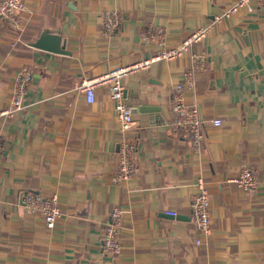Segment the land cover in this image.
Here are the masks:
<instances>
[{
	"label": "crops",
	"instance_id": "obj_1",
	"mask_svg": "<svg viewBox=\"0 0 264 264\" xmlns=\"http://www.w3.org/2000/svg\"><path fill=\"white\" fill-rule=\"evenodd\" d=\"M19 35L0 18V112L8 107L15 71L28 65L25 108L0 114V264H261L264 256V6L250 0L223 16L234 0H23ZM119 24L104 30V15ZM207 33L190 51L159 60L123 78L135 124L136 171L114 181L119 119L105 85L87 102L85 78L148 57L199 27ZM56 35L60 50L37 46ZM205 56L194 85L205 137L194 149L166 119L175 85ZM221 119L219 126L211 118ZM255 171L246 192L232 181ZM204 187L210 230L201 233L191 202ZM56 193L61 215L47 228L26 213L27 190ZM123 209L121 251L106 254L100 233L108 212ZM176 211V215L166 214ZM200 238L196 243L195 239Z\"/></svg>",
	"mask_w": 264,
	"mask_h": 264
},
{
	"label": "built area",
	"instance_id": "obj_2",
	"mask_svg": "<svg viewBox=\"0 0 264 264\" xmlns=\"http://www.w3.org/2000/svg\"><path fill=\"white\" fill-rule=\"evenodd\" d=\"M249 1L234 0L222 12V15L229 16L242 8L247 11L252 10L253 6L249 5ZM257 4L264 6V0H257ZM24 11L25 3L23 0H0V18L6 20L10 28L17 32V35L22 31V13ZM118 24L119 16L116 12L111 11L104 15L105 31L113 32ZM207 29V26H201L188 34L179 43L166 46L164 31L161 28H156L149 32V38L155 39L161 46L148 57L129 64L115 66L104 73L81 81L80 88L84 91L87 102L93 101L96 86H107L108 94L113 102V109L119 119L120 139L116 152L115 172L112 175L114 181L118 182L127 179L134 174L137 167L135 142L126 135V132L135 124V120L133 119L132 109L123 96V78L140 69L147 68L159 60H169L188 53L191 45L205 36ZM191 60V67L183 72L182 81L175 85L170 103L171 114L166 119V122L174 135L186 140L192 148L197 149L202 145L205 137L204 119L197 104L185 102L183 92L193 88L194 71L204 66L205 56L201 53L193 52L191 53ZM31 80L32 71L28 65H22L17 68L10 92L9 105L0 114L13 115L15 112L25 108V96ZM209 120L214 126L221 124V119L218 117ZM232 181L246 192H253L257 185L255 171L246 166L240 169L238 174L232 178ZM199 186L200 190L192 197L191 213L197 229L201 233L206 234L210 230L211 222L209 198L204 187L200 183ZM22 205L24 212L41 215L47 228H52L57 218L61 215L56 193L44 194L38 189L27 190L24 193ZM165 212L172 216L176 215L174 210H166ZM122 220L123 209L119 206H114L103 222L100 233L101 247L110 256H116L121 251L120 232ZM195 242L199 243L200 238H196ZM261 264H264V256L261 258Z\"/></svg>",
	"mask_w": 264,
	"mask_h": 264
},
{
	"label": "water",
	"instance_id": "obj_3",
	"mask_svg": "<svg viewBox=\"0 0 264 264\" xmlns=\"http://www.w3.org/2000/svg\"><path fill=\"white\" fill-rule=\"evenodd\" d=\"M37 46L53 51L60 50V44L57 36L51 34H49L44 40H41L39 43H37Z\"/></svg>",
	"mask_w": 264,
	"mask_h": 264
}]
</instances>
